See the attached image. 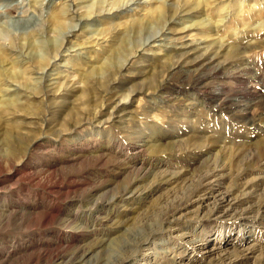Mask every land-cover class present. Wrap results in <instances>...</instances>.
I'll use <instances>...</instances> for the list:
<instances>
[{
	"label": "rangeland",
	"instance_id": "1",
	"mask_svg": "<svg viewBox=\"0 0 264 264\" xmlns=\"http://www.w3.org/2000/svg\"><path fill=\"white\" fill-rule=\"evenodd\" d=\"M174 1L167 0L168 3L164 8L172 13L175 9L179 10L174 15L175 17L171 15L167 17L169 20L174 19L177 22L175 25L177 33H173V37L176 38L171 41L163 40V43L159 42L153 50L136 49L131 55L125 71L115 77L119 85V93H125L126 95L133 89L140 87L145 89L148 86L145 80L146 77L139 73L150 69L151 71L160 70L159 82L156 88L151 93L149 92L150 95L144 92L131 93L132 95L124 99L128 101L126 103L128 107L126 112L119 118L114 119L115 124L113 127L115 126V129L117 126H122L126 133H129L134 138H140V140L143 138V149L136 163L126 161L127 163L124 162L123 166V164L118 162L119 159L112 160L110 157H105L100 162L98 160L99 155H101L100 151L90 149L89 152L84 150V154H82V150L79 151L81 146L75 144L73 152L50 153V151H43L44 149L31 152L32 156L29 162L32 163L33 168L31 170L21 169L22 175L20 174L21 179L19 181H7L11 170L10 159L17 162L22 154L28 151L32 139L39 137L42 133L51 134L43 126L42 120L46 118L48 124L53 125L61 119L63 114L64 116L68 114L67 112L72 106L86 109L89 112L88 117L93 115V118H89L77 130L68 131L66 138L69 142L77 140L80 133L93 132H99V136L102 135L101 139L103 140L113 139L115 129L110 124L107 123L97 127L90 121L101 120L109 116V111L114 107V96L109 92V86L100 87L99 84L92 82L91 85L88 84L90 94L86 98L82 96V90L72 95H60L59 93L49 95L44 100L34 99L28 93L22 94L19 92L18 99L22 102L21 105H24V109L27 110L26 114L19 112L21 114L19 115L17 111L15 115H9L2 112L0 108V242L9 243V241H15L16 238L25 239L28 236L37 234L43 235V239H50L53 237L52 232L59 230L63 226L66 215L74 213L78 208L77 203L85 201L89 195L90 188L94 186V188L99 189L100 193L111 188L115 190L117 186L124 185L128 181H136L151 165H156L154 172L175 173L178 177L177 181L160 186L158 191L142 198L119 199L115 203L118 206L114 204L111 206V213L108 210L103 214L106 216L110 213L112 221L107 220L108 222L93 224L86 231H82L79 240L73 243L71 247L66 248V252L71 253L79 245L86 244V247H90L93 242L97 243V241L107 239L106 241L108 242L103 249L99 250L100 253L98 252V254L96 253L91 257L92 261L101 258L105 260L103 261L105 264H115L117 259L130 249L129 252L135 253V256L126 264H225L223 259L227 256L236 257L238 259L237 264H264V165H262L263 160L261 159L264 155V122L260 126L247 127L242 124L243 122L238 123L235 119L236 116L233 117L227 111L225 112L202 103L204 97L210 98V96L212 97L220 91V98L216 105L218 103L224 104L230 97L237 95L238 99L245 100L244 102L247 104L252 103L251 101L254 99V111L264 114V46H260L264 42V30L258 31L253 28V26L264 21V0H225L223 3L219 2L216 5L214 1H211L205 9L202 6L198 7L196 12L194 11L195 16H199L195 18L197 20L196 23L205 18L204 22H211V26L217 27L218 31L213 32L212 30L209 35L202 34L200 29H197L194 24L192 25L194 20L189 22L187 16L182 13L183 5ZM235 1H237L239 7L241 6L239 12L237 10L234 11L236 9L234 7ZM174 3L177 4V7L171 6ZM21 4H19L20 8L16 10L15 8H0V18L5 20V22H12L33 17L35 12L34 9H31L32 6L29 9L27 1ZM62 5L60 1H56L51 14H58ZM200 9L204 10V12H200ZM216 9L220 11L219 14L214 12ZM226 10H231L232 12L230 13L232 15L229 14V17L225 20L220 17V14L223 11L224 15ZM115 14H119V16L113 17L112 20L113 22L115 21L114 23L118 22L117 30L119 32L126 31L133 15L134 17L137 16V14L128 10L119 11ZM129 14L133 15L130 17ZM79 19V17H76L73 22L78 23ZM80 20V23L85 21L83 18ZM120 20L123 24L119 22ZM110 21L101 19L97 22H91L92 30L88 27H86L87 29L78 27L68 34V39L74 40V44L79 43V46L72 48L68 52H60L67 62L62 58L57 62L59 63L58 70L51 73L46 80V83H53V86L51 85L48 89L52 88V92L55 90L61 91L65 83L69 82L70 85L73 80L81 81V84H84L85 76L90 67L95 68L96 65L97 68L109 54L113 53V50H116L115 48L120 44L117 43L120 35L111 29ZM183 21L184 23H182ZM189 24L190 27L184 29ZM95 28H100V30L103 28L108 29L109 33L105 38L101 39V36L91 32ZM114 34L118 36V39ZM92 35L94 39L98 36V42L94 41L91 43L89 39H91ZM4 37L6 38L4 41L0 37V50H2L0 56L6 61L5 63H8L6 67L11 66V71L24 70L23 75L28 78L30 70H34L35 67L28 57L24 56V54L21 55L20 51L26 50L27 52L29 49L23 46L25 41L22 35L12 34ZM107 38L109 40L112 39V42ZM201 38L206 41L216 39L218 42L226 44V47L229 46V53L226 56L227 61L235 60L237 63L235 64L237 65L236 67H232L229 70L230 73L228 75L232 78L227 75L225 78L212 79V82L211 80L207 81L209 86L196 87L190 91L181 88L177 92H172L168 82L170 71L168 66L163 64H170L173 61L172 58L178 55L177 53L186 51L187 49L182 46L184 43H190L189 45L201 48L205 47L206 43H200ZM94 43L93 47L92 44ZM160 43L164 45L159 46ZM78 53H81L82 59L76 60L73 57H76L75 55H78ZM168 53L169 57H166ZM76 62H78V65ZM12 63H15V66ZM87 65L91 66L88 67ZM244 66L247 67L248 73L245 69L244 71L241 69ZM1 68L0 97L5 95L3 93H5L4 90L7 88L9 79L5 75L1 77L3 76V69ZM25 68L31 69L27 70ZM86 69L87 72H85ZM114 70L113 68L111 69V71ZM237 71L240 74L239 77H237L239 75ZM39 76L40 74H33L32 79L35 81ZM69 77L71 79L66 80ZM27 78L22 80L24 84L33 83ZM172 78L177 80L178 75L176 74ZM224 80L228 81L225 82ZM75 85L76 87L78 86L77 84L72 85L75 91L83 88H76ZM178 85L181 86V84ZM42 86L49 91L45 88V82L42 83ZM153 86L155 87V83ZM161 86L165 87V89L158 90ZM22 95L24 96L22 97ZM122 98L123 96L120 99ZM128 98L129 100H127ZM28 111L33 113L28 114ZM50 136L53 137V135ZM120 136L122 140L125 137L124 134ZM96 137L98 136H95L94 139ZM261 160L262 163L260 162ZM141 165L144 166L142 167ZM212 165L226 166L224 167L226 170L223 171L225 176L220 181L221 186L212 184V186H207L203 189L202 195H194L191 198L192 201L189 207L184 209L185 211H178L179 213L176 217H182V219L167 218V214L175 205L188 197L192 188L197 186L195 183H198L200 176ZM149 180L152 179L147 178L148 182H150ZM238 181H242L249 186L247 193L250 196L253 195L254 204L263 202V206H255L253 213L249 214L251 219L247 222L248 224L239 219L240 214L238 215L234 212L233 204L228 202L227 199L220 198V194H218V191L226 192L229 189L231 192L234 190L235 196L241 197L240 188L235 190ZM153 182L154 180L149 184L151 185ZM144 184L142 183L141 185ZM67 185H69V188H67ZM55 189L62 193L65 192L64 195L67 198L59 203L63 208L64 214L61 217V221L55 219L45 224L33 223L31 216L39 220L42 217L43 210L40 208L29 210L26 204L35 202L33 198L36 191ZM248 200V202L243 203L239 210L249 205L250 199ZM70 203L74 204L71 206ZM86 214H89V212ZM180 215L182 216L180 217ZM154 228H158L157 230L159 231L145 240V233ZM189 233H197L191 242L186 241ZM108 244L110 245L108 246ZM10 247L11 244H7L4 249L2 248L3 252L10 250L8 249ZM23 249L16 251L13 264H25L28 258L32 256L28 252L29 250L24 251ZM104 253H108L107 256Z\"/></svg>",
	"mask_w": 264,
	"mask_h": 264
},
{
	"label": "bare ground",
	"instance_id": "2",
	"mask_svg": "<svg viewBox=\"0 0 264 264\" xmlns=\"http://www.w3.org/2000/svg\"><path fill=\"white\" fill-rule=\"evenodd\" d=\"M24 1H27V4L29 5L28 6L29 9L31 6H32L31 9H34L35 13H34L33 17L31 16V18H29V19L15 20L12 22H5V20H2L0 18V37H1V39L3 38V41H4L6 39L4 36H8V35H12V34L13 35H18V34L22 35L23 40L25 41L23 43V46H25V48H29V49L27 52H26V50L20 51L21 55L24 54V56L28 57V59L30 60V62L33 63L35 68L33 67L34 70H30L31 68L30 69L25 68L27 70H30V72H29L30 76L28 78L26 76L24 77V75H23L24 70L11 71L12 70L11 66H9L10 68L6 67V66H8V63H5L6 61H4L2 59L3 57L1 58V56H0V67H2L1 69H3V71H2L3 76H1V77H4V75H5V76H7V79L9 78L7 81L8 82L7 88L4 90L5 93H3L5 95H2L0 97V108L2 109V112L7 113L9 115H12V114L15 115L17 111H18L17 114H19V115H21L20 113L26 114L27 110L24 109V107H23L24 105L22 106L21 105L22 102H20L18 99L19 98L18 97L19 92L22 94L28 93V95L34 99L44 100V98L45 97L47 98V96H49V95H56L58 93L60 95H64V94H71L72 95L73 93L79 92L80 90H82V96L84 98H86L90 94V92L88 90L89 89L88 84L91 85V83L93 82V83L99 84L100 87L101 86L102 87L103 86L104 87L109 86L108 87L109 92L114 96V100H113L114 107L111 108V110L109 111L108 117L103 118L101 120L96 119V120H93L90 122H93L92 124H95L97 127L103 126L104 124H107V123L113 127V125L115 124L114 119L119 118V116L123 115L128 108L126 106V103H128V101L124 100L125 97H127V96L129 97V95H132L131 93H133V92H135V93H143L144 92V93H147V95H148L149 92L151 93L153 91V89L156 88V85L159 82L158 76L160 75V73H159L160 70H152L151 71V69H150V70L143 71L142 73H139L140 75L146 77L145 80H146V84L148 86L145 89H143L142 87H140L138 89H133L131 92H129L126 95H125V93L124 94L119 93L120 92L119 85H118L115 77L117 74H122L123 71H125L126 65L128 62H130L129 59H130L131 55L133 54V52L136 51V49L143 48V50L145 49L147 51L153 50L155 48L156 44H158L159 42L163 43V40H170L171 41L174 38H176L173 36L175 33H177V30L175 29V25L177 24V22H175L174 19L169 20L167 17L169 15H171L173 17L174 15H176L178 13L179 10L175 9V11L173 13L170 11L169 12L166 11L164 7H166L165 5L168 3L167 0H68V1H66V0H0V8H2V9H13V8H15V10H16V9L20 8L19 4H21ZM56 1H60V4H63V5L61 6V9L59 8L60 10L58 9L60 12L58 14L54 15V14H51V11H52L53 5ZM211 1H214L215 2L214 4L216 5L219 2L223 3L225 0H205V1H203V0L202 1L201 0H175L174 2H176V3L179 2L180 4L183 5L182 13H183V15L187 16V18H188L187 20L189 22H192L194 20L192 25L194 24L197 27V29H200L202 34L209 35L212 32V30H213V32L216 31L217 27L214 28L213 26H211L212 25L211 22H204L205 18L202 19V21H199L196 23L197 20H195V18L198 15L195 16V12H196L198 7L202 6L204 9L207 8L206 6H208V4ZM176 3L172 4L171 6L177 7ZM23 7H25V6H23ZM234 7H236V9H234V11L237 10V12H239V10H240L239 8L241 6L240 7L238 6L237 1L234 2ZM26 9H27V7H26ZM29 9H27V10H29ZM123 10H128L129 12H133L134 14H137V16L134 17V15L132 14L133 17H132L131 21H129L130 23L127 26V30L124 32L123 31L119 32L117 30V27H118L117 25H119V24H117L118 22L114 23L115 21L113 22L112 18L118 17L119 14H115V13L119 12V11L121 12ZM200 12H204V10H201ZM214 12L217 14L220 13V11L218 9H216V11H214ZM221 12L222 13L220 14V17H222V19L226 20V18L229 17L228 15L231 14L230 12H232V11L226 10V13L224 15H223V11H221ZM129 15H127V16L129 17ZM132 15H130V17ZM202 15H203V13H202ZM76 17H79L80 19L83 18V19H85V21L80 23L81 20L79 19L78 23H75V22H73V20H75ZM206 18H207V16H206ZM101 19L102 20L108 19L109 21L111 20L110 21L111 22L110 23L111 29L116 31L120 35V37H118L114 34L116 36V38L117 37L119 38V42H117V43H120L118 45V47L115 48L116 50H113V53H111L112 55L109 54L108 57L105 58V61L103 60L104 62L103 63L101 62L100 63L101 65H98L97 68H96V65H95V68H93L91 65H89L91 67H90V70L88 72H87V69L85 71V72H87V74L85 73L86 74L85 81L83 79L84 84L83 83L81 84V81L77 82V81L73 80L72 82H70V83H72L70 85H69V82L64 84V86L62 87L63 91L62 90L61 91L55 90L54 92H52L53 89L52 88L48 89V87H50L53 83H51V82L46 83V80L48 79V77H50L51 73L58 70L59 63H57V62L59 60H61V58L67 62V60H65V57L61 56L60 52H68L72 48H76V46H79V43L74 44V42H73L74 40L68 39L69 38L68 34H70L73 29L78 28V27H80L82 29H85L86 27H88V28H91V30H92L93 26H92L91 22H97L98 20H101ZM212 21H214V20H212ZM119 22L122 23L121 20ZM214 22H212V23H214ZM182 23H184V21ZM120 26H119V28H121ZM188 27H190V24L185 26L184 29H186ZM253 28L258 30V31L261 29L264 30V21L260 22L258 25L253 26ZM88 31H89V29H88ZM167 31H169V32H167ZM91 32L95 33L96 35L98 34V36H101V39H103L109 33V30L104 29V28L102 30H100V28L99 29L95 28V30L91 31ZM214 35H217V34H214ZM98 36L96 39H94V37L92 35L90 37L91 39H89V40H91V43L94 41L98 42ZM35 37H36V39H35ZM209 37H211V36H209ZM203 38L200 39V41H201L200 43H206L205 47L201 48L199 46L189 45L190 43H184V44H182V46L185 47L187 50L184 51L183 53H181V52L177 53L178 54L177 56L173 55L174 56V57L172 56L173 61L170 64L169 63L163 64V65H167L169 68V71H170V78L168 79L169 80L168 82L171 86L170 88H171L172 92H177L178 89H181V88H185V90L187 89L190 91V90L195 89L196 87L206 86V85H208L207 81L211 80V82H212V79L221 78V77L225 78V76H227L230 73L229 70L232 67L237 66V65H235V64H237L235 60L234 61L231 60V62L227 61L228 59L226 58V56L229 53V46L226 47L225 46L226 44L218 42L214 38H213L214 39L213 41L208 40L209 41V43H208V41L204 40ZM99 39H100V37H99ZM107 39H105V41H107ZM110 40L112 42V39H110ZM162 43H160L159 46H163L164 44H162ZM112 44H114V43H112ZM94 45H95V43L92 44L93 47H94ZM232 45H234V44H232ZM0 46H1V44H0ZM260 46L263 47L264 42H262V45H260ZM33 50H34V52H33ZM161 50H160V52H161ZM1 52H2V50H0V55H1ZM156 52H159V51H156ZM193 54H195V56L192 57ZM21 55H19V56H21ZM168 55H169V53L166 55V57ZM237 55H239V54H237ZM75 56L76 57H73V58H75L76 60L82 59L81 53H78V55H75ZM17 58H19V57H17ZM16 61H18V60H16ZM239 61H240V58H239ZM239 61H237V62H239ZM12 62H13V60H12ZM14 64L15 63H12V65H14ZM27 64H29V63H27ZM76 64L78 65V62H76ZM112 68L115 70L111 71ZM241 69L243 71H244V69L247 71V67H245V66L242 67ZM57 73L59 74V72H57ZM247 73H248V71H247ZM33 74H40V76L37 77L34 81L32 79ZM176 74L178 75L177 80L172 78ZM237 74H239V72ZM95 75H96V77H94ZM239 76H240V74L237 75V77H239ZM70 77L66 80L71 79ZM228 77H230V76L228 75ZM234 77H236V76H234ZM26 78L28 80H31V82L33 81V83L24 84V82L22 80H24V79L26 80ZM230 78H232V77H230ZM255 78H256V76H255ZM255 78H254V80H255ZM0 81H1V79H0ZM227 81H225V82H227ZM44 82H45V88H47L49 91H47L43 88L42 83H44ZM154 83H155V87L153 86ZM73 84H77L78 88H81V87H83V88L75 91V88H73V86H72ZM178 84H181L182 87ZM182 84H184V85H182ZM243 84H242V86H243ZM222 86L224 87V85H222ZM247 86H249V85L247 84ZM75 87H76V85H75ZM245 87H244V89H245ZM57 89H59V88H57ZM160 89L163 90V89H165V87L161 86V88H159L158 90H160ZM234 90L236 91V89H234ZM209 91H210V89H209ZM248 92H249V90H248ZM13 95H15L14 96L15 98L13 97ZM205 95H207V94H205ZM23 96L24 95H22V97ZM122 96H123V98L120 99ZM227 97H228V95H227ZM27 98H29V97H27ZM219 98H220V91H219V93L217 92V94L213 95L212 97L210 96V98L204 97V99H202V103L216 107V108H218L222 111H225V112L227 111V113L231 114L233 117L236 116L235 119L237 120L238 123L243 122L242 124L247 126V127L253 128L256 126H260L264 122V114L263 113H256L254 111V104H255L254 99H252L253 100V101H251L252 103L247 104L246 102H244L245 100L238 99L239 97H237V95H235L234 97H230L227 102H224V104L218 103V105H216ZM127 100H129V98ZM199 101H200V99H199ZM27 103H25V104H27ZM130 103H132V102H130ZM232 108H233V110H231ZM65 112H66V110H65ZM27 113L32 114L33 112L28 111ZM67 113L68 114H66L65 116L63 114L61 119L58 120L53 125L48 124V121L46 118H44L42 120L43 124H44V125L43 124L42 125L44 127H46L47 128L46 130L50 131L51 134H48V133L43 134L42 133L39 137L32 139V141L30 142L28 151L23 153L20 160H18L17 162H14L10 159V162H11L10 163V165H11L10 169L11 170L9 172V177L7 178V181H13V180L19 181L21 179L20 176L22 175L21 169L25 168L26 170H31L33 168V165H31L32 163L29 162L30 158L32 156L31 152H33L35 150L36 151L42 150V149H44L43 151H45V150L47 152L50 151V153L64 152V151L73 152L74 148H75V144H78L81 146L79 151L82 150L81 151L82 154H84L83 153L84 150H87L88 152L90 151V149L100 151L101 155H99V158H98V160L100 162H101V160H103V158L105 159V157H110L112 160L113 159H116V160L119 159L118 162L120 164H123V166H124V162L127 163L126 161H133L136 163V160L139 158L140 152L143 149L142 148L143 147V142H142L143 138L141 140H140V138L136 139L132 135H130L129 133H126L125 129H123L122 126H117L116 129L114 128L115 127L114 126L113 128L115 129V136H113L114 138L111 140H105V139L103 140V139H101L102 135L99 136V132H93V133H80V136L77 138V140H74V142H69V140L66 138V136L68 135L67 132L68 131L73 132V131L77 130V128H79L86 121H88V119L91 118L93 115L91 117H88L89 112L86 109H80L76 106L70 107L69 111ZM121 134L125 135L123 140L121 139V136H120ZM50 135H53V137ZM152 135H154V134H152ZM95 136H98V137H96V139H94ZM134 136H135V134H134ZM140 137H142V136H140ZM110 138H112V137H110ZM70 143H72V144H70ZM77 155H79V154H77ZM261 159L263 160L262 165H264V155L262 156ZM262 160L260 161L261 163H262ZM254 161H255V159H254ZM260 162H259V164H260ZM155 166L156 165H151L146 170V172L143 173V175L140 178H137L136 181H134V182L128 181L124 185H121L119 187L117 186V189H115L116 191L112 190V188H111L109 190H105L104 192L100 193L98 188H94V186L92 188H90L89 195L86 197L85 201L81 202V203L76 202L78 208L75 210L74 213H72V214L68 213L66 215L63 226L59 230L53 231L52 232L53 237L50 239H43L42 238L43 235L37 234V235H33V236H28L25 239H17L16 238L15 241L14 240L9 241V243L8 242L5 243V241L0 242V249H2V248L4 249L5 246H7V244H11V247L8 248L10 250H7L6 252H3V249L0 250V264H13V260L16 257L15 256L16 251L23 249V247H24V249H23L24 251L29 250L28 252H30L32 254V256L28 258V260L25 264H105V263H103V261H105L104 259L100 258L101 259L100 260L98 258L97 260L92 261L91 257L93 255H95L96 253L98 254L99 250L104 248L105 244H107V242H108V241H106L107 239L101 240L99 242L97 241V243H94V242L92 243V241H91L92 244L90 247H88V246L86 247V244L79 245L75 248L74 251H72V252L70 251L71 253H67L66 248L71 247V245L73 243L77 242V240H79L80 233L82 231H86V229L89 228L91 225L101 223V222L102 223L108 222L107 220L110 221L111 220L110 219L111 206L113 204L116 206L117 204H115V203L119 199L120 200H122V199L126 200V198H128V199L142 198L143 196L145 197L148 194H152V193L158 191L160 186H164V185H167L170 183H175L177 181L178 177H177V175H175V173L171 174V173L162 172V171L154 172V168H156ZM224 167H226V166H224V165L223 166L222 165H212L211 167H209L207 169V171L204 172L202 174V176H200V178L198 179L199 180L198 183L197 182L195 183L197 186H194V187H196V188L193 187L191 192L189 193L188 197L174 206V208L167 214V216H168L167 218L170 217V218H173L176 220L182 219V217H181L182 215H180L181 218L176 217V215L180 211H185L184 209H187L189 207V205L191 204V201H192L191 198L194 197V195L200 196V194L203 193V189L207 186L208 187L212 186V184L221 186L220 181L225 176L223 171L226 170ZM109 170H111V169H109ZM31 174L34 176L33 173H31ZM119 174H120V172H119ZM121 174H123V173H121ZM147 178L148 179L151 178L152 180H154V182L150 185L149 183L152 182V180H149L150 182H148ZM142 183H145V184L141 185ZM117 184L120 185L119 183H117ZM248 187L249 186L242 181H240V182L238 181L236 183L235 190H238L240 188L239 190H241V192H242L241 197L238 195L235 196L234 190L232 192L229 189H227L228 191H226V192L225 191L224 192L218 191V194H220L219 195L220 198H222L224 200L227 199L228 202H231L233 204L232 207H233L234 212H236V214H238V215L240 214L239 219H241L242 222H245L246 224H248L247 222L251 219V216L249 214L253 213L255 206H257V207L263 206V202L260 204H258V203L254 204V201L252 200V199H254L253 195L250 196L249 193H247ZM67 188H69V185H67ZM56 189L55 190H48V191H36L34 193L35 195L33 198L35 202L32 204H26L28 206L29 210L35 209V208H40L43 210L42 211V217L39 220H36L33 218L34 216H31V218L33 220H31V219L30 220L33 221V223L45 224V223H49L55 219H58L59 221H61V217H63L64 214H63V210H62L63 208L59 205V203L61 201H63L64 199H67V198H65V195H64L65 192L62 193L61 191H56ZM13 194H15V193H13ZM248 199H250L249 205L245 206V208L239 210L242 207L243 203H246L249 201ZM70 204L72 206L74 203H70ZM108 210L110 213H108L106 216H104L103 214ZM87 212H89V214H86ZM30 213H32V212H30ZM111 218H112V216H111ZM127 220H129V219H127ZM157 229L154 228V229H150L149 231H147L145 233V238H146L145 240L152 237V235H155L159 231ZM88 231H89V229H88ZM196 234L195 233H189V236L186 237V238H188V240H186V241L191 242L192 240H194L193 237H195ZM109 245L110 244H108V246ZM129 250L126 251L124 254H122L123 256L121 255L120 258L117 257L118 258L117 262L116 263L114 262V263L115 264H126L128 261H131L133 256H135V253L129 252ZM210 252H211V250H210ZM104 254L107 256L108 253H104ZM94 259H96V258H94ZM223 260H224L225 264H237L238 263V259L236 257L234 258L232 256L224 257Z\"/></svg>",
	"mask_w": 264,
	"mask_h": 264
}]
</instances>
